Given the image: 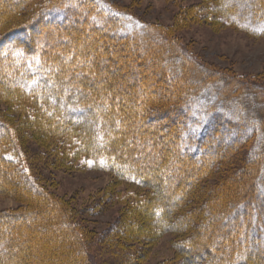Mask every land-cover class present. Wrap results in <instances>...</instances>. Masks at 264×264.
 <instances>
[{
	"label": "trees",
	"instance_id": "16d2710c",
	"mask_svg": "<svg viewBox=\"0 0 264 264\" xmlns=\"http://www.w3.org/2000/svg\"><path fill=\"white\" fill-rule=\"evenodd\" d=\"M33 1L0 0V28ZM218 1L233 24L264 33V0ZM85 35L91 39L88 44L82 42ZM59 40L67 44L58 46ZM100 43L101 50L92 48ZM113 60L123 62V71L140 74L148 88H136L128 78L107 77L102 67ZM193 60L172 35L107 0H46L31 20L0 33V95L6 100L36 98L39 109L45 107L64 121L57 126L59 136L81 134L80 149L94 165L154 188L159 194L148 204L147 224L157 229L158 218L163 230L186 236L174 264H264V201L254 188H239L237 178L228 176L210 192L211 201L203 200L198 208L187 205L206 194L197 184L212 174L216 163L229 160L255 136L250 159L255 165L245 168L243 180L253 183L259 168L264 174V89L251 90ZM144 62L154 67L145 69ZM88 72L98 80L110 78L111 86L97 89L95 80L83 78ZM165 117L159 122L165 133L144 124ZM0 129V180L5 170L13 177V184L0 183V193L26 201L24 207L4 210L6 217L0 212V264H97L79 221L35 178L24 179L22 167L13 166L24 150L9 136L11 124L0 119ZM173 177L174 193H161V185ZM174 197L180 200L172 202ZM206 206L208 215H203ZM253 207L260 210L252 213ZM232 230L237 231L230 236ZM19 245L25 260L14 249Z\"/></svg>",
	"mask_w": 264,
	"mask_h": 264
},
{
	"label": "rangeland",
	"instance_id": "374dc122",
	"mask_svg": "<svg viewBox=\"0 0 264 264\" xmlns=\"http://www.w3.org/2000/svg\"><path fill=\"white\" fill-rule=\"evenodd\" d=\"M107 1L119 9L130 12L137 19L172 35V38L183 46L193 59L205 64L207 68L219 71L237 83L249 85L251 90L258 89L259 92L264 89V33H252L233 24L229 17L218 9V0ZM45 3L46 0H34L25 9L5 21L1 25L0 33L11 25L31 20ZM88 31L91 30L88 28ZM82 42L88 44L91 39L85 35ZM56 43L59 44L58 46L67 44L60 40ZM92 48L101 50L103 43ZM129 53L135 56L132 51ZM63 61L67 62L69 59L63 58ZM189 62L191 63L192 59H189ZM105 64L107 65L103 66L102 70L107 77L128 78L132 83L135 80L136 88L147 87L140 74L130 70L123 71L122 61L113 60ZM143 65L149 70L154 67L148 62H144ZM91 68L96 69L94 65H91ZM88 73L87 78L85 76L83 78L95 80L97 89H107L108 85L111 86L110 78L103 77L98 80V77H94L91 72ZM80 75L76 73L74 76L80 78ZM153 87L150 86L149 89ZM39 107L42 106L37 99L30 96L6 100L0 95V119L11 124L13 129L9 136L17 139L24 150V157L20 156L19 161L13 163L14 167L23 168L20 172L21 176L24 179L31 176L35 178L48 196L56 198L62 208L79 221L80 233L88 241L89 249L95 255L97 264H174V260L180 257L179 249L186 241V236L163 230L158 218L154 224L157 229L151 228V223L147 224L148 204L153 199H157L159 193L149 185L121 180L112 170L94 165L88 154L80 149L83 143L81 134L78 131L73 132L72 136L65 139L59 136L57 132L60 129L57 126L64 121L56 120L58 118L55 113L52 115L50 113L52 111ZM151 114L147 113L146 116ZM165 120L166 117L144 124L149 128L155 127L160 133H165V127L159 124ZM40 123L42 128L39 127ZM2 131L0 129V133ZM255 137L243 144L229 160L216 163L212 174L204 177L197 184L200 190L207 191L206 194L200 200L187 201V205H190L188 207L198 208L201 207L203 200L211 201L210 192L223 184L228 176L237 178L239 188L249 186L254 188L259 201H264V174L261 173V168L256 173V180L253 183L244 181L247 179L245 168L255 165L250 163L255 151ZM227 138L228 134L225 135V139ZM17 152L15 154H18ZM196 166L198 164L194 168ZM4 173L0 183L13 184L9 182L12 177L11 171L5 170ZM15 180L19 178L16 177ZM175 180L176 177L165 180L160 187L161 193L173 194L176 190ZM181 183L183 180H180L179 186ZM176 199L177 197H174L172 202ZM177 200L179 201L180 198ZM25 203V200L15 197L10 192L0 193V212H3L4 216L6 215L4 210L19 209L26 206ZM256 210H260V207L257 209L253 207L252 213ZM203 212V215H208L207 206ZM262 212L264 208L261 209L263 220ZM143 213L147 214L145 218L141 217ZM242 218L243 216L239 215L236 219ZM23 219L27 220L24 217L16 218L15 221L21 222ZM232 221L233 219L228 223ZM129 228H135L138 234L134 235ZM227 228L229 226L225 225V229ZM236 231L232 230L230 236ZM248 240L249 238L246 241ZM220 241L215 240L214 243ZM14 249L24 256L25 260L23 247L19 245ZM216 249L217 247H212V250ZM262 249L264 250V247Z\"/></svg>",
	"mask_w": 264,
	"mask_h": 264
}]
</instances>
